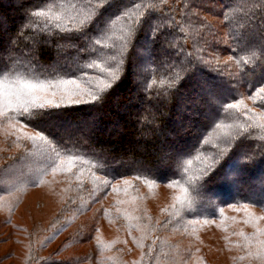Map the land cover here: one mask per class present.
<instances>
[{"label":"trees","instance_id":"1","mask_svg":"<svg viewBox=\"0 0 264 264\" xmlns=\"http://www.w3.org/2000/svg\"><path fill=\"white\" fill-rule=\"evenodd\" d=\"M62 80L112 87L40 121L3 108L0 264H264V0H0L12 107L17 81L59 100ZM33 194L46 222L21 217Z\"/></svg>","mask_w":264,"mask_h":264},{"label":"snow or ice","instance_id":"2","mask_svg":"<svg viewBox=\"0 0 264 264\" xmlns=\"http://www.w3.org/2000/svg\"><path fill=\"white\" fill-rule=\"evenodd\" d=\"M107 2H111V0H107ZM38 16H46L47 13L44 11L37 12ZM123 16H129V13L125 11ZM117 19H121V17H117ZM130 19V27L127 32V36L131 38L133 34L136 32L137 26L142 23L141 20H131ZM92 21L89 18H85L80 21L79 31L86 30L89 23ZM115 21H111L110 25H113ZM107 34V33H105ZM95 43L99 44L100 41L96 40ZM87 68L99 67V65L95 63H89L85 65ZM109 75H113L109 73ZM17 91L15 93L17 104L16 107H12V102L9 97L13 94L11 92V86L7 84L5 81H0V114H3V108L7 106L9 110H19L22 115L26 117L27 120H43L46 116L50 115V110L52 108H60L62 105L68 104H78L81 99L87 97L89 102H95L102 98V94L106 92L107 89L111 88V84H105L104 88L99 91H82L81 85L76 80H62L60 81V85H62L63 95L60 96L59 100H56V93L53 92L52 99H49L47 96L37 95L38 92H47L48 86L43 83L34 84L26 81H17ZM260 92L264 93V88L260 89ZM23 97V98H22ZM79 97V98H77ZM5 101L7 104L5 105ZM239 103H242L240 101ZM237 104H228L227 108H237L239 106ZM40 139H44L43 136L39 137ZM31 139H36V137H31Z\"/></svg>","mask_w":264,"mask_h":264},{"label":"rangeland","instance_id":"3","mask_svg":"<svg viewBox=\"0 0 264 264\" xmlns=\"http://www.w3.org/2000/svg\"><path fill=\"white\" fill-rule=\"evenodd\" d=\"M60 54H63V51L60 53ZM76 61H77V57H74V58H71V59H67L66 60V58H64L63 60H62V63H69V64H74V63H76ZM57 63L59 64H57V66L56 67H61V62H60V60H58L57 61ZM143 69L144 68H142V71H143ZM141 71V70H140ZM141 71V72H142ZM210 98V100H212L213 98H212V96H210L209 97ZM211 115V113L210 112H208V116H210ZM75 127V125H73V124H71V123H69V125H67L65 128L67 129L66 131H68L70 134H73L75 137H78V136H76V135H78L77 134V132H76V129L74 128ZM89 130V127H82L81 128V130L80 131H84V132H87ZM172 137V136H171ZM170 137V138H171ZM255 149H258V146L256 145V147H255ZM164 150V149H163ZM164 152H167V150H164ZM168 153V154H167ZM166 153V158H168V155H169V152H167ZM168 194L169 195H171L170 193H169V191L167 190V189H161V191H160V195L162 196L161 198H160V196H156L155 198H154V200L151 202V205H154V204H156L157 202H162V199L163 200H165L166 201V198H167V196H168ZM40 195V194H39ZM39 195H35V194H33V195H30L29 197H28V200H27V202L25 203V205L22 207V209H21V217L24 219H26V220H30V219H39V220H45V222L47 221V219H48V217L47 216H49V209H47V208H43V204L41 203V201H43L42 200V197H41V195L39 196ZM41 200V201H40ZM44 200H46L45 198H44ZM47 201V200H46ZM203 202H204V204H197L196 206H194V209H197V210H200V211H204V209H205V206H207V205H210L211 204V202L210 201H208V199H206V198H204L203 199ZM204 205V206H203ZM44 210H47V211H44ZM36 211H38V212H36ZM36 212V213H35ZM48 213V214H47ZM37 216V217H36ZM47 217V218H46ZM3 219V216H1L0 215V221ZM44 222V221H43ZM107 233L110 235V236H115L114 234H116L117 235V233L116 232H112V231H109V230H107ZM214 233L213 232H211L210 233V235H213ZM53 246H55L56 247V244H53ZM9 247V245H6V246H4L2 249L0 248V252H5L6 251V248H8ZM53 248V247H52ZM85 248V249H84ZM80 247L78 250H71L69 253H67V254H69V256L70 255H74V254H82V253H86L87 251H88V248H86V246L85 247ZM10 249H8L7 251H9ZM223 254V253H222ZM68 256V255H67ZM226 256H225V254H223L222 255V258H225ZM226 259V258H225Z\"/></svg>","mask_w":264,"mask_h":264}]
</instances>
